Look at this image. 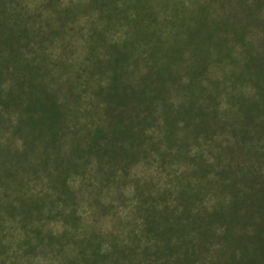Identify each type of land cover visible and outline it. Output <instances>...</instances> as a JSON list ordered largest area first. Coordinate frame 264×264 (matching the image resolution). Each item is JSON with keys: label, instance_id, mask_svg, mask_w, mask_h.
<instances>
[{"label": "trees", "instance_id": "obj_1", "mask_svg": "<svg viewBox=\"0 0 264 264\" xmlns=\"http://www.w3.org/2000/svg\"><path fill=\"white\" fill-rule=\"evenodd\" d=\"M258 152L264 0H0V231H179Z\"/></svg>", "mask_w": 264, "mask_h": 264}, {"label": "rangeland", "instance_id": "obj_2", "mask_svg": "<svg viewBox=\"0 0 264 264\" xmlns=\"http://www.w3.org/2000/svg\"><path fill=\"white\" fill-rule=\"evenodd\" d=\"M254 159L250 169L236 164L230 175L211 170L184 185L189 202L178 210L186 204L187 223L179 231L111 235L109 218L97 227L104 233L98 236L70 235L58 223L49 225L54 231H0V264H264V153ZM249 171L251 179L242 180Z\"/></svg>", "mask_w": 264, "mask_h": 264}]
</instances>
